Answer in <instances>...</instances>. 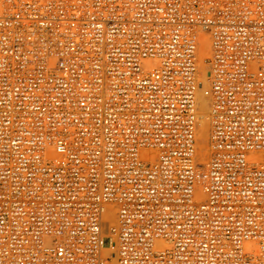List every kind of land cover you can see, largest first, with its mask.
Segmentation results:
<instances>
[{
	"label": "built area",
	"instance_id": "built-area-1",
	"mask_svg": "<svg viewBox=\"0 0 264 264\" xmlns=\"http://www.w3.org/2000/svg\"><path fill=\"white\" fill-rule=\"evenodd\" d=\"M0 264H264V0H0Z\"/></svg>",
	"mask_w": 264,
	"mask_h": 264
},
{
	"label": "bare ground",
	"instance_id": "bare-ground-1",
	"mask_svg": "<svg viewBox=\"0 0 264 264\" xmlns=\"http://www.w3.org/2000/svg\"><path fill=\"white\" fill-rule=\"evenodd\" d=\"M204 38H206L204 40V42L201 44V48L199 51V55H200V60H201V74L203 77H205V73H206V65L204 63V60L208 57L209 55V49H210V44H209V40H207V37L205 35H203ZM199 101L201 104L200 107V115H199V129H198V134H197V140H198V154L199 157L201 158V160H205V158L207 156H209L208 153V140L210 139V132H209V136H208V129H209V117H208V99L203 97L201 94H199ZM210 131V130H209ZM207 138H209L207 140ZM200 160V161H201ZM208 161V160H206ZM203 164H206L207 162L204 163V161L202 162Z\"/></svg>",
	"mask_w": 264,
	"mask_h": 264
},
{
	"label": "rangeland",
	"instance_id": "rangeland-1",
	"mask_svg": "<svg viewBox=\"0 0 264 264\" xmlns=\"http://www.w3.org/2000/svg\"><path fill=\"white\" fill-rule=\"evenodd\" d=\"M210 130V126H209V129H208V131H207V133H208V136H209V131ZM209 138H207V140H208ZM208 143H209V140H208ZM201 159V158H200ZM209 159V156H207L206 158H205V160H201L200 162L202 163L203 161H204V163L205 162H207L206 160H208ZM109 245V242L108 241H106V246H108Z\"/></svg>",
	"mask_w": 264,
	"mask_h": 264
}]
</instances>
